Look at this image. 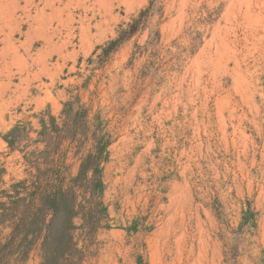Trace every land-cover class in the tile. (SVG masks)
Wrapping results in <instances>:
<instances>
[{"label": "rangeland", "instance_id": "obj_1", "mask_svg": "<svg viewBox=\"0 0 264 264\" xmlns=\"http://www.w3.org/2000/svg\"><path fill=\"white\" fill-rule=\"evenodd\" d=\"M263 195L264 0H0V264H264Z\"/></svg>", "mask_w": 264, "mask_h": 264}, {"label": "trees", "instance_id": "obj_2", "mask_svg": "<svg viewBox=\"0 0 264 264\" xmlns=\"http://www.w3.org/2000/svg\"><path fill=\"white\" fill-rule=\"evenodd\" d=\"M152 5H153V2L151 1L150 5L144 10H142L140 12V15L137 18H135L132 23L128 24V28L122 30V36H121L122 42L128 37H130L131 35H133L136 31H138V29L141 27L144 16H146L147 12L149 11ZM121 37L119 39L112 40L109 43V47H112V45L117 46L118 43H120Z\"/></svg>", "mask_w": 264, "mask_h": 264}, {"label": "bare ground", "instance_id": "obj_3", "mask_svg": "<svg viewBox=\"0 0 264 264\" xmlns=\"http://www.w3.org/2000/svg\"><path fill=\"white\" fill-rule=\"evenodd\" d=\"M255 7V6H254ZM253 7V8H254ZM246 14V13H245ZM258 14V13H257ZM253 16V15H252ZM255 18V17H254ZM256 20H257V18H256ZM257 22V21H256ZM256 24V23H255ZM258 28V27H257ZM253 188V187H252ZM257 188V187H256ZM261 188V187H260ZM263 191V190H262ZM261 192V191H260ZM254 195V194H253ZM256 195V194H255ZM259 195H260V193H259ZM264 196V195H263ZM260 202V201H259ZM259 208V207H258ZM263 208V207H262ZM250 209V208H249ZM264 211V210H263ZM254 213V212H253ZM255 213H256V211H255ZM264 213V212H263ZM262 220H263V218H262ZM263 225H264V222H263ZM262 230V229H261ZM264 230V229H263ZM264 233V231H262V234ZM217 234H215V236H216ZM214 236V235H213ZM259 237V236H258ZM207 238V237H206ZM215 239V238H214ZM200 240H201V238H200ZM217 240V239H216ZM203 242V241H202ZM203 243H205V242H203ZM213 243H214V241H213ZM259 243V242H258ZM203 245V244H202ZM217 246V245H216ZM215 246V247H216ZM214 248V247H213ZM208 249V248H207ZM216 249V248H215ZM200 250V249H199ZM198 250V251H199ZM211 251V250H210ZM205 252V251H204ZM194 254V253H193ZM208 255V254H207ZM204 256V255H203ZM203 258V257H202ZM211 259V258H210ZM194 260V259H193ZM199 261V260H198ZM201 263H203V262H201ZM193 264V263H192Z\"/></svg>", "mask_w": 264, "mask_h": 264}]
</instances>
